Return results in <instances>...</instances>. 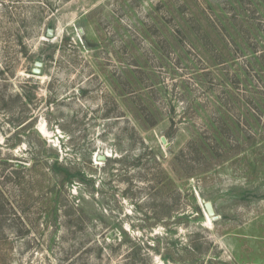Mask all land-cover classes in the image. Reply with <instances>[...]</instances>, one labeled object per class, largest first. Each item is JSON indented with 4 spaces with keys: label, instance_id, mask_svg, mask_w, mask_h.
<instances>
[{
    "label": "rangeland",
    "instance_id": "374dc122",
    "mask_svg": "<svg viewBox=\"0 0 264 264\" xmlns=\"http://www.w3.org/2000/svg\"><path fill=\"white\" fill-rule=\"evenodd\" d=\"M0 264H264V0H0Z\"/></svg>",
    "mask_w": 264,
    "mask_h": 264
},
{
    "label": "water",
    "instance_id": "95a60500",
    "mask_svg": "<svg viewBox=\"0 0 264 264\" xmlns=\"http://www.w3.org/2000/svg\"><path fill=\"white\" fill-rule=\"evenodd\" d=\"M51 35V30L49 29L48 30V32H47V36H50ZM36 65L37 66H40L41 65V63L40 62H36ZM33 72L35 73V74H37V73H39V69L38 68H34L33 69ZM163 140V139H162ZM164 141V140H163ZM105 158H106V155L105 154H96V156H95V160L97 161V160H99V161H103V160H105ZM205 208H206V211H207V213L209 214V215H212L213 214V209H212V206H211V204L209 203V202H206L205 203Z\"/></svg>",
    "mask_w": 264,
    "mask_h": 264
},
{
    "label": "trees",
    "instance_id": "16d2710c",
    "mask_svg": "<svg viewBox=\"0 0 264 264\" xmlns=\"http://www.w3.org/2000/svg\"><path fill=\"white\" fill-rule=\"evenodd\" d=\"M15 172H16V171H15ZM71 176H72V174H70V173L68 172V170L66 169V178L69 179V180H71V179H72Z\"/></svg>",
    "mask_w": 264,
    "mask_h": 264
},
{
    "label": "bare ground",
    "instance_id": "6f19581e",
    "mask_svg": "<svg viewBox=\"0 0 264 264\" xmlns=\"http://www.w3.org/2000/svg\"><path fill=\"white\" fill-rule=\"evenodd\" d=\"M40 129H41L44 133L46 132L44 125H41Z\"/></svg>",
    "mask_w": 264,
    "mask_h": 264
}]
</instances>
